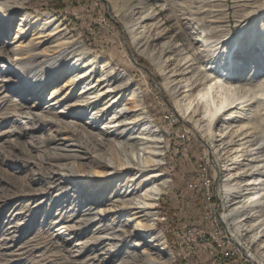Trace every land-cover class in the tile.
Returning <instances> with one entry per match:
<instances>
[{
	"label": "rangeland",
	"instance_id": "obj_1",
	"mask_svg": "<svg viewBox=\"0 0 264 264\" xmlns=\"http://www.w3.org/2000/svg\"><path fill=\"white\" fill-rule=\"evenodd\" d=\"M1 1L11 3L13 8H2ZM14 1L19 4L14 5ZM260 2L0 0V264H145L146 259L156 264H264V248L249 246L253 234L264 232V184L251 191L255 196L250 201L251 214H261L252 222L259 221L262 227L247 236L242 228L224 219L231 207L223 186L228 173L225 169L240 158L239 145L227 144L232 137H226L229 126H235L233 130L242 126L254 129L264 140L263 115L256 103L253 111H244L241 120L228 118L237 108L217 114L212 107L206 114L203 97L197 100L183 92L194 82L193 94L199 93L204 87L200 84L202 76L208 74L227 78L228 69L233 70L226 65L227 56L235 43V54L242 43L244 50L250 49L256 34L260 37L257 45L264 44V13L253 15L251 7ZM54 17L58 18L55 24L61 23L67 35L41 44L43 38L38 36L52 29L44 23ZM143 18H147L145 22ZM67 36L80 46L65 57L62 67L69 65L67 74L43 92V99L34 93L22 95L25 90L21 88L28 84L25 76L34 85L43 82L38 70L49 73L55 55L47 49L69 41ZM27 47L40 54L38 59L25 60L36 69H28L21 76L4 72L3 66L14 61L15 51H26ZM254 48L253 53H247L251 58L247 59L250 64L243 71L245 75L258 69V63H252L260 56ZM78 50L85 54L83 58H71L70 54ZM233 57L243 64L242 53ZM263 57L259 75L232 83L258 88L264 80ZM93 60V65L81 68ZM76 64L78 69L71 70ZM91 67L95 69L89 82L105 75L106 87L130 84L118 105L132 107L129 98L141 94L161 140L164 163L159 172L166 186L158 201L156 219L151 221L155 229L145 237L134 233L125 236L123 230L134 231L140 219L126 211H111L118 204L114 200L121 198L115 190L122 193V184L126 185L136 171L122 169L112 177L106 173L113 170L100 163L107 160L120 167L129 159L128 148L120 149L113 142L95 143L97 134L89 132H99L107 118L92 129L84 123L89 115L64 116L67 113L58 111L78 100V92L84 87V82L69 85L73 74ZM61 86L54 97L53 88ZM248 91L243 88L240 94ZM67 92L73 96L63 99L55 114L45 112L50 98L57 101ZM238 95L229 94L230 100ZM219 96L218 103L227 97L222 93ZM62 148H87L91 158L83 159L79 151L68 154ZM255 164H264V155ZM258 178L264 180V175ZM237 181L236 186L242 180ZM263 241L264 236L260 244ZM249 253L254 259L248 257Z\"/></svg>",
	"mask_w": 264,
	"mask_h": 264
},
{
	"label": "bare ground",
	"instance_id": "obj_2",
	"mask_svg": "<svg viewBox=\"0 0 264 264\" xmlns=\"http://www.w3.org/2000/svg\"><path fill=\"white\" fill-rule=\"evenodd\" d=\"M1 3L2 8H13V5L11 3H7L6 1H1ZM16 4H19V2L14 1V5ZM254 4L251 5L252 9H254L253 15L259 14L260 12L264 13V0H262V2L258 4ZM251 13L252 12H250L249 14L251 15ZM57 19V17H54L45 21L44 24L48 26V28L52 27V29L49 34L45 36H38L43 38V40L40 41L41 44L51 41L52 38L57 39L59 37H65L67 35L66 30L61 26V23L55 24ZM145 19L147 18H143L142 21L145 22ZM256 37V42L253 45H250V49L252 50L255 49L254 47H256L254 53H259L260 55L255 62H252L254 64H256V62L258 63V69L255 73L251 72L248 75H245V72H243L245 71V68L248 67V65L250 64L247 59L251 58V56H249V54L247 55V53H253V50L252 52L248 48L244 50L243 47L245 46H242V43L241 45H239L238 49L236 50L237 53L235 54L234 48L238 45H236L235 43V45L232 46L229 50V52H231L230 56H227L228 61L226 65H231L233 69L232 71H230L228 69L230 67L227 68V78L220 79L218 77V74L216 76H213L212 74L202 76L203 78L200 84L204 87L206 86L205 88L203 87L205 92L201 95L200 92L203 90L202 88L199 93L193 94V89L195 88L196 84L194 86V82H191L190 88L183 91L185 93L184 95L189 97L193 95L194 99L197 100L203 97L205 101L204 107L206 114H208L212 110V107L215 108L217 114H219L220 112L231 111L232 109L237 108L235 111H232L230 116L228 117L229 119H232L234 121L243 119L242 114H244V111H253V104L256 103L255 107H258L259 111L263 115L264 120V80L259 84V87L256 89H250L246 86L243 87L242 84L234 85L232 83V81H237L240 79H249L255 75L260 74L259 66H261L262 64L261 55H264V44H261V46L257 45V41L260 40V37L257 34ZM53 41L54 40H52V42ZM7 43L9 42H6V44ZM56 48H58V50H56ZM79 48L80 46L77 41L71 40V37L69 41L63 42L61 46H58L57 44L50 46V48L47 49V52H52L51 55L55 54L52 56V62L50 63L52 64V70L49 73L44 74L45 71L39 69L38 71L41 72L40 75H43L44 81L39 82V84L37 85L32 84L30 78L25 76L24 80L28 84L27 86L21 88L25 91L20 93L22 95L26 93H34V96L39 99H43V92L47 90L51 85H54V83H56V81H58L61 76L67 74L69 65L66 67H62L65 61V57L68 56V53L76 51V49ZM32 50L33 49L31 47H27L26 51L20 49L16 50L14 55V61L12 62V64L10 63L7 66H3V71L6 73H14V75L21 76L22 74H27L28 69H36L35 66L29 65L26 62L31 61L32 59L40 58V54L33 53ZM25 53H28V55L23 56V54ZM80 53L83 52H79L78 50L77 54L72 53L70 54V57H77V60H79L85 55H81ZM239 53H242L243 64H240V62H238L233 57L238 56ZM1 59H3L2 53L0 54V61ZM94 61L95 60H93L92 63L87 62L83 64L81 68L93 65L95 63ZM77 65L79 64H76L74 66L72 65L71 70L78 69ZM214 67L212 68V70L216 69ZM95 68L97 69V65H95ZM95 68L91 67L89 70H85L81 73L75 72L73 74L69 85L72 84L74 86H77L79 85V83L84 82V87L81 89V91L78 92V100L71 102L65 108L59 109L58 111L60 113H67L64 116L75 115L81 118L83 116L86 117L87 115H89L87 116L89 120L84 121V123L86 125H91L92 129L98 127L97 124L101 119L107 118L108 122L104 123L98 128L100 129L99 132L88 131L90 135L97 134L98 138L97 142L95 143L101 145L104 142H113L120 149H124L125 147L128 148V150L130 151L129 159L126 162H122L120 167L114 165L112 162L108 163L107 160H100V163H102L104 167L113 170L111 172L108 171L106 173L107 175H110L112 177L114 176V174H118V170L132 169L133 171H136L130 176L126 185L122 184V193L121 191L115 190L118 196L121 194V198L114 200L118 204L114 206V209H112L111 211H115L118 214H121L123 211H126L127 213L134 215V219H140L139 224L134 227V231L123 230L125 236H129L130 234L134 233L137 236L145 237L148 235V233L155 229L151 221L156 219L155 216L157 214L158 201L160 199L163 187L166 186V179L161 178L163 174L159 172L161 165L164 163V153L161 145V140L159 139L160 137H158L157 135V131L153 129L150 116L145 110L144 105L142 104L141 94L134 93L133 98H129V100H132V102L134 103V106L132 107H126L122 104L118 105L124 91H127L129 89L130 84L120 86L119 88L111 86L106 87L103 85L105 84V82H107V78L105 75L98 77L96 79V82L95 80L93 82H89V75L93 76V71ZM36 71L37 70H35L34 72L32 71V74L34 76L37 75ZM220 71L221 70L219 69L217 73H219ZM85 80H87V82H85ZM194 81L197 82L198 80ZM243 88L244 91H251L240 94V92L243 91ZM61 89L62 86L57 87L56 89L53 88V96L56 97L61 91ZM252 90L254 91L253 93H251ZM233 92L239 95L235 99L230 100L229 94ZM220 93L226 94L227 97L226 99L223 98V102L220 101V103H218L217 98L220 97ZM249 95L251 96L250 98ZM71 96H73V94L67 92L62 98L58 99L57 101H53V97L50 98V100H48L47 104L44 106V108L46 109L45 112L47 111V113L55 114L57 105H60L63 99L70 98ZM101 101L103 102L101 103ZM39 102L38 104L42 105L43 101L42 103L41 101ZM111 111H113V113L109 116L108 113H110ZM39 114L41 115L43 113L39 112ZM121 118L123 119L119 120ZM245 119H247L246 115ZM77 121L71 119L70 122L79 123V121ZM141 126L142 128H139ZM233 127L235 126H229L230 130L228 131L226 137H232H230V140L227 144L228 146L239 145L240 148L237 149V152H239L238 156L240 158L239 161L237 160L235 162V165L225 169V171H227L228 173L226 175V178H224L223 180V186L225 189L227 202L229 203V206L231 208L227 213V216L224 217V219L225 221H228L229 219L232 221V223L236 224L237 228H242L244 231V235L247 236L248 233H252V231H255L258 228L262 227L261 222H252V218L254 216L256 217V219H258L261 214H254L256 212L251 214L253 207L250 205V201L255 196V192L253 193L251 191L260 188L264 184V180L258 178V176L264 175V164H255V162H258L260 157L264 155V140H262L261 134H258V132L254 129H246V126H242L241 128L233 130ZM223 137L225 138V135ZM207 144L211 148V143L208 142ZM253 145H255V147H252ZM62 150H64L68 154H75L74 151H79L84 154L81 155L83 159L91 158V154L87 148L85 150L62 148ZM139 179L142 180L138 181ZM237 179L238 181L239 179L240 181H242L239 185L236 186L234 180ZM97 189L100 190V187H98ZM76 191L81 192L80 189ZM242 191L245 192L242 193ZM245 194L248 195L243 198V195ZM260 197L263 198L262 195ZM58 200H61V198H59ZM100 201L102 202V200ZM142 220H144L145 223H142ZM247 223L248 228L245 226ZM254 235L255 234L252 235V238L249 242V246H254L255 249L260 246L261 249H263L264 244H260L259 241L260 238L264 236V232L261 235ZM155 237L157 238L156 240L160 239V236ZM147 241L148 240H146V242ZM149 241L151 242V240ZM163 248L166 249L165 247ZM248 257L250 259H254V257H252L250 253L248 254ZM143 262L145 264H156L154 261L149 259L143 260Z\"/></svg>",
	"mask_w": 264,
	"mask_h": 264
},
{
	"label": "built area",
	"instance_id": "obj_3",
	"mask_svg": "<svg viewBox=\"0 0 264 264\" xmlns=\"http://www.w3.org/2000/svg\"><path fill=\"white\" fill-rule=\"evenodd\" d=\"M207 186H209V185H207Z\"/></svg>",
	"mask_w": 264,
	"mask_h": 264
}]
</instances>
